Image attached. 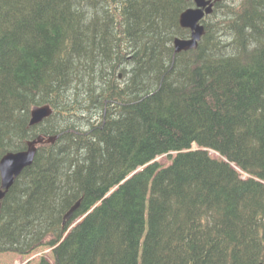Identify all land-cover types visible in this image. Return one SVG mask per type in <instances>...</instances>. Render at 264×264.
<instances>
[{
  "label": "trees",
  "instance_id": "1",
  "mask_svg": "<svg viewBox=\"0 0 264 264\" xmlns=\"http://www.w3.org/2000/svg\"><path fill=\"white\" fill-rule=\"evenodd\" d=\"M191 6L0 0V159L59 135L38 144L2 198L0 252L53 247L54 264H264V0L216 1L198 46L176 52ZM45 104L53 113L30 124ZM193 143L221 157L182 151ZM161 155L171 164L150 163Z\"/></svg>",
  "mask_w": 264,
  "mask_h": 264
},
{
  "label": "water",
  "instance_id": "2",
  "mask_svg": "<svg viewBox=\"0 0 264 264\" xmlns=\"http://www.w3.org/2000/svg\"><path fill=\"white\" fill-rule=\"evenodd\" d=\"M195 6L185 9L179 17L182 27L189 28L191 33L189 37L174 38V47L176 52L190 50L196 48L203 34L205 33V25L202 22L204 17L213 11L214 0H194ZM53 113V108L49 104L36 105L31 110L30 124H37L44 118ZM58 135H50L48 137L39 135L37 138L29 140L27 148L20 151H10L0 159V203L6 192L14 184L15 179L21 172L33 163L39 143H54ZM113 191V190H112ZM110 191L105 197H108ZM80 201L68 211L66 218H70L74 210L79 206Z\"/></svg>",
  "mask_w": 264,
  "mask_h": 264
},
{
  "label": "rangeland",
  "instance_id": "3",
  "mask_svg": "<svg viewBox=\"0 0 264 264\" xmlns=\"http://www.w3.org/2000/svg\"><path fill=\"white\" fill-rule=\"evenodd\" d=\"M56 142V141H55ZM213 156H218L216 152H212ZM157 161L162 166H167L171 163V158L167 155H162L157 158ZM53 248V247H52ZM52 248L42 247L31 255H19L16 253H0V264H38L41 258H46L50 262H53ZM141 247L138 249L140 254Z\"/></svg>",
  "mask_w": 264,
  "mask_h": 264
},
{
  "label": "bare ground",
  "instance_id": "4",
  "mask_svg": "<svg viewBox=\"0 0 264 264\" xmlns=\"http://www.w3.org/2000/svg\"><path fill=\"white\" fill-rule=\"evenodd\" d=\"M67 1V0H66ZM94 3V2H93ZM135 6V5H134ZM92 11V10H91ZM78 12V11H77ZM79 16V15H78ZM87 16V15H86ZM103 17V16H102ZM91 19V18H90ZM85 20V19H84ZM112 22V21H111ZM96 26V25H95ZM78 27V26H77ZM75 32V31H74ZM150 36V35H149ZM179 37V36H177ZM68 38V37H67ZM136 38V37H135ZM176 38V37H175ZM233 38V37H232ZM243 39V38H242ZM173 45H174V42H173ZM120 46V45H119ZM225 46V45H224ZM32 47V46H31ZM107 47V46H106ZM73 48V47H72ZM89 48V47H88ZM175 48V47H174ZM94 49V48H93ZM109 49V48H108ZM141 49V48H140ZM176 51V50H175ZM101 55V54H100ZM116 56V55H115ZM88 61V60H87ZM258 63V62H257ZM114 64V63H113ZM90 65V64H89ZM113 66V65H112ZM179 71V70H178ZM174 77V76H173ZM164 83V82H162ZM166 86V85H165ZM89 103V102H88ZM168 183V182H167Z\"/></svg>",
  "mask_w": 264,
  "mask_h": 264
}]
</instances>
